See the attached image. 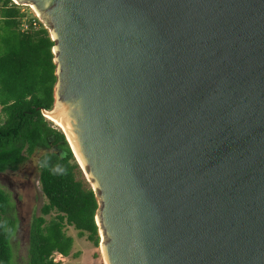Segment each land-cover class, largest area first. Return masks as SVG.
Listing matches in <instances>:
<instances>
[{"label": "water", "instance_id": "water-1", "mask_svg": "<svg viewBox=\"0 0 264 264\" xmlns=\"http://www.w3.org/2000/svg\"><path fill=\"white\" fill-rule=\"evenodd\" d=\"M15 1L55 42L43 113L107 263L264 264V0Z\"/></svg>", "mask_w": 264, "mask_h": 264}, {"label": "trees", "instance_id": "trees-1", "mask_svg": "<svg viewBox=\"0 0 264 264\" xmlns=\"http://www.w3.org/2000/svg\"><path fill=\"white\" fill-rule=\"evenodd\" d=\"M23 10L12 0H0V106L5 117L0 121V172L45 150L38 167L47 203L31 228L29 264H62L54 254L70 256L75 242L67 227L100 246L99 204L65 134L44 116L55 102V42L46 25ZM17 229L11 197L0 187V264H13L11 240Z\"/></svg>", "mask_w": 264, "mask_h": 264}, {"label": "rangeland", "instance_id": "rangeland-1", "mask_svg": "<svg viewBox=\"0 0 264 264\" xmlns=\"http://www.w3.org/2000/svg\"><path fill=\"white\" fill-rule=\"evenodd\" d=\"M21 6H23L24 9L23 11L32 13V15L37 16L35 11L31 7L27 5H21ZM4 118L5 117L1 111V106H0V121H3ZM53 126L55 128H58L54 123ZM44 152L45 150L43 149L38 150L35 153V155H33L30 159L26 161V165L29 166L31 162H34L35 164L38 165V158ZM39 176H40V171L38 167L36 178L38 179ZM0 187L2 189L4 188L2 181H0ZM19 196L20 198H22L23 201V206L19 208L20 209L19 211L17 210V212H19L20 214V217L27 218L28 212L30 211L29 208L34 202V197H37L39 199L38 204L35 205L36 206L35 216L36 217L41 216V208L47 203V199L42 192V188L40 184L38 188L26 192H21ZM51 217L52 216H46V219L50 220ZM66 232L69 236L75 239L73 251L71 255L67 257L54 254V258L56 260L61 261L62 264H104L103 254L101 253L102 249L100 250V246L96 247L92 242H90L87 239L86 236L82 238L79 237L78 231L75 230L73 227H67ZM29 244H30V239L27 236L25 227H23V229L18 233H16L11 240V247L13 250V264H29Z\"/></svg>", "mask_w": 264, "mask_h": 264}, {"label": "flooded vegetation", "instance_id": "flooded-vegetation-1", "mask_svg": "<svg viewBox=\"0 0 264 264\" xmlns=\"http://www.w3.org/2000/svg\"><path fill=\"white\" fill-rule=\"evenodd\" d=\"M37 168L38 165L34 162H31L29 166L24 163L18 166L16 169L10 168L5 172H0V181H2L4 185L3 189L7 190L11 197V201L14 205V212L18 219V229L16 233L25 227L29 239L33 222L36 219L35 205L38 204L39 199L34 197V202L29 208L30 211L28 212L27 218L20 217V214L17 212V210L19 211V208L23 206V201L19 194L21 192L30 191L39 187L40 176L38 179L36 178Z\"/></svg>", "mask_w": 264, "mask_h": 264}, {"label": "bare ground", "instance_id": "bare-ground-1", "mask_svg": "<svg viewBox=\"0 0 264 264\" xmlns=\"http://www.w3.org/2000/svg\"><path fill=\"white\" fill-rule=\"evenodd\" d=\"M33 9L35 10L34 7H33ZM35 13L40 16V14L36 10H35ZM51 115L52 114H48V116H47L48 119L51 122H53L58 128H60L62 131H65V133L67 134V137L69 138L73 148L75 149L76 153L78 154L77 145H76V143H75V141L73 139V136H72L71 132L69 131L68 127L62 121H60L59 118H57L55 116H51ZM78 156H79V154H78ZM79 158H80V156H79ZM80 160H81V158H80ZM102 254H103V259L105 260V263L108 264L107 260H106V257H105V253H104L103 247H102Z\"/></svg>", "mask_w": 264, "mask_h": 264}, {"label": "built area", "instance_id": "built-area-1", "mask_svg": "<svg viewBox=\"0 0 264 264\" xmlns=\"http://www.w3.org/2000/svg\"><path fill=\"white\" fill-rule=\"evenodd\" d=\"M15 4H17L16 3V1L15 0H12ZM18 5V4H17ZM38 16V15H37ZM35 16L40 22H42V20H41V18L38 16ZM54 261L56 262V263H61V261H58V260H56L55 258H54Z\"/></svg>", "mask_w": 264, "mask_h": 264}, {"label": "crops", "instance_id": "crops-1", "mask_svg": "<svg viewBox=\"0 0 264 264\" xmlns=\"http://www.w3.org/2000/svg\"><path fill=\"white\" fill-rule=\"evenodd\" d=\"M55 254H57V255H61V254H59V253H55ZM62 256V255H61Z\"/></svg>", "mask_w": 264, "mask_h": 264}]
</instances>
